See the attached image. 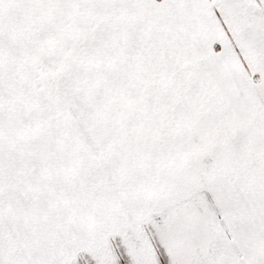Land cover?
Returning a JSON list of instances; mask_svg holds the SVG:
<instances>
[{
	"label": "snow or ice",
	"instance_id": "obj_1",
	"mask_svg": "<svg viewBox=\"0 0 264 264\" xmlns=\"http://www.w3.org/2000/svg\"><path fill=\"white\" fill-rule=\"evenodd\" d=\"M0 264H264V0H0Z\"/></svg>",
	"mask_w": 264,
	"mask_h": 264
}]
</instances>
